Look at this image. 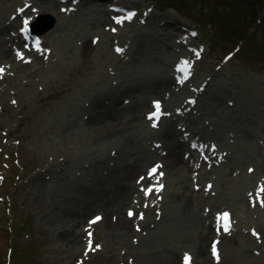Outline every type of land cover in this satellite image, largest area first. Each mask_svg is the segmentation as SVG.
<instances>
[{
  "label": "rangeland",
  "instance_id": "1",
  "mask_svg": "<svg viewBox=\"0 0 264 264\" xmlns=\"http://www.w3.org/2000/svg\"><path fill=\"white\" fill-rule=\"evenodd\" d=\"M5 1L6 12L0 8V264H163L167 248L177 251L175 264H183L187 256L196 258L183 237L199 232L197 222L185 228L158 223V210L148 211L150 217L145 218L129 201L113 212L89 204V199L88 204L81 203L85 190L91 199L98 195L102 179L117 181L130 174L137 181L149 167L159 165L160 158L155 157L138 169L141 150H156L165 124L179 129L177 134L172 132L175 138L186 141L188 133L209 145L211 153L219 155L213 158L215 164L221 157L224 164L227 156L222 155L232 157L233 151L238 152L234 155L239 162L224 177L215 164L206 175L198 170L195 177L192 173L164 176L162 192L155 200L146 195L145 205L168 200L173 183L181 190L184 184L194 192L203 189L212 200L198 205L199 211L211 228L215 212L224 210L232 216L228 232L217 235L212 229L209 234V264H264V179L247 160L256 150L264 152V0L262 7L257 4L253 9L241 0L245 18L244 12L232 15L236 4L224 0H172L180 8L173 7L171 0H106V15L95 10L101 0H77L76 6L73 0L68 4L55 0L62 26L55 29L54 24L39 35L48 50L38 52L31 45L23 48L18 32L24 22L16 13L30 2L25 11L30 24L38 15L48 16L41 19V30L50 18L55 19L52 10L39 0H21L15 6L10 4L13 0ZM111 3L121 4L125 11L110 14ZM111 18L123 23L118 26ZM83 50L86 57L80 55ZM9 55L16 63L8 61L11 64L4 67ZM182 60L190 67V79L175 84L178 73L173 70ZM161 80L180 92L171 108L152 93ZM156 98L170 116L162 118L160 126L151 121L144 125L146 133L148 127L155 130L152 137L139 132L132 139L136 141L126 140L116 130L100 140L83 129L87 117L119 103L132 107L144 101L145 117ZM129 134L133 130L124 131L126 137ZM187 151L183 149L185 156ZM194 156L211 165V154L205 155L208 160L198 153ZM222 182L228 193L240 186L234 207L227 204L229 194L221 197ZM140 186L143 189L137 191L145 195V184ZM254 198L261 200L253 202ZM76 209V216L70 214ZM77 216L83 220L76 227L77 233L84 231L82 241L65 247L58 236L73 228ZM143 217L144 226L149 223L153 228L148 234L139 232ZM121 220L131 222L130 233L123 231L128 240L116 231ZM144 239L150 245L135 248ZM215 249L216 263L212 261Z\"/></svg>",
  "mask_w": 264,
  "mask_h": 264
},
{
  "label": "bare ground",
  "instance_id": "2",
  "mask_svg": "<svg viewBox=\"0 0 264 264\" xmlns=\"http://www.w3.org/2000/svg\"><path fill=\"white\" fill-rule=\"evenodd\" d=\"M39 1L43 5L47 6L48 10L50 11L52 10L51 13L55 17V29H57L59 25L58 19L61 18L58 12V8H57L58 3H56L55 0L54 1L39 0ZM105 1L106 0H101L98 4L95 5V10L96 9L100 10L102 15L107 14V12L104 9ZM3 2L4 0H0V8L3 9V7H5L6 9H4L5 10L4 12H6L7 4ZM40 2H39V5H40ZM15 3H17L18 5L22 4L21 0L10 1V4L12 5L14 4V6L16 5ZM22 16H25L24 11L16 15V17L20 19ZM105 19L106 17H103L102 19H100L98 21V24H100ZM106 23L107 21L104 22L103 25H105ZM93 25L94 24H92L91 27ZM59 26H62V24H60ZM85 50L80 52V55L82 57H86ZM167 52L170 53V51L168 50ZM8 53H10V50H7L6 54ZM9 57L10 59L5 61V63L7 64L5 65L2 64L4 67H7L11 64V63H8V61H12L13 64L16 63L15 62L16 60L14 59L13 56L11 57V55H9ZM158 61L161 63V58H159ZM165 71L168 72L169 68H165ZM83 72L84 71L81 70V73ZM154 88L155 89L152 90V93L161 96V98L164 100V104L166 103L165 105L168 108H171L173 105H175L173 100L180 95V92L178 93L175 88L168 87L167 82L165 83L164 81L163 83V80L155 82ZM146 108H147V105H145L144 101L140 103H136L132 107H127L126 105H122L119 103L114 108H109L102 113L92 114L91 116L87 117L85 123L83 124V129L87 133H94V135L97 136L98 139L100 140L109 137L116 130H119L120 137L126 140L134 139V137L137 136L139 132L141 133L144 132V134L142 135L143 137H149V134H151V137H152L155 130L148 127V132L146 133L145 128H144L145 124L149 125V121L145 117H143V112L145 111ZM158 126H160V123L158 124ZM127 129L133 130V134H129L128 137L124 135V131ZM172 132L177 134L179 132V129L175 131L170 125H166V124L161 127L160 133H161V137L163 138V140H161L162 143L153 152L147 151V149L143 147L144 150L143 149L141 150V154H142L141 159H140L141 164L139 165L138 169H141L145 163H147L149 160H153L155 157L160 158L156 160L160 162L159 167L161 169H159L158 171H161V172L163 171L164 176H171L172 178L173 176H177L180 173H186V174L192 173L193 175L192 177H195L194 173L198 172V170L199 172H201V175L202 174L206 175V173L211 172L216 168L215 167L214 169H212L211 167L215 164L214 163L215 159H213L214 157H210L212 162L210 163L211 165H209V163L198 161V159H196L194 156L195 153L197 154V152L195 151H191V152L187 151L188 154L187 156H185L183 153V149L184 148L188 149L187 145L184 144V141L182 139L175 138L174 136H172ZM132 141H136V140H132ZM256 151H257L256 155H248L247 158L249 159L247 160L255 164L258 173L261 174V177H263L264 179V152H262V150L260 149ZM208 153L211 154L210 151H208ZM234 153H237L238 155V152L236 151L235 152L233 151L232 157H228L227 155L228 153L227 154L225 153L224 158L225 156L229 158L228 162H226L227 158L224 159L226 163V164L224 163L225 165L221 164L223 160L222 157L220 158L221 159L220 162L214 165V166L219 165V167L222 168L218 173L222 174L223 177L227 176V174L232 172V170H229V173H228V169L230 167H233V165H236V164L238 165L239 158H237L236 155H234ZM229 155L231 156L232 152H230ZM245 161L246 160H244V162ZM201 167H204V168L201 169ZM105 180L106 178L102 179L99 182L100 184L99 190L97 191L98 195L94 196L92 199L89 197L87 190L83 191L82 198H84V200L81 203H83L84 205L86 203L88 204L86 200L89 199V204L95 203L97 207H102L103 211L113 212L114 210L119 211L120 206L125 203H128L129 201L134 204L135 209L137 211V215H138V212L141 214L145 213L146 214L145 218L150 217V213L149 215H147L148 211L158 210L159 217L161 219L158 223L166 222L167 224L173 223V224H177L181 226L184 225V228H185V226L191 227L192 223L197 222L200 226L199 232L196 233L195 235L191 234V235H186L185 237H183V242L189 244L195 251V255H196V258L193 257V259L192 257H188L190 258V261L188 264H195L194 262H197V261H198L197 263L199 264H209L208 256L206 254V242L210 239L208 237H209V234L213 231L212 229L214 227V224H213V227L211 228V223L203 219L202 212L199 211V206L202 205L203 203L204 205L208 203L209 200H212L211 199L212 197L209 195H205L202 192L203 189L201 190V192H194L193 190L189 189V186H186L187 184L186 185L184 184V188L181 190V187L178 188L176 186V183H173V191L170 192L169 195H167L168 200H165L163 202L162 201L156 202L155 206L149 207L145 205L146 196L140 195V192L137 191L138 187H140V185L142 184V182H144V180L138 181V178H137V181H136V179H132V175L130 174H125L122 179H119L117 181L116 180L114 181V178L108 181H105ZM221 184L224 187V189L221 191V197H224L226 194H229L228 196L229 200L227 201V204L234 207L232 203L235 202L236 200L235 192L237 189H239L240 186H238V188L235 191L232 190L231 193H228L225 189V182H222ZM260 185H262V183ZM159 193L160 191L157 192V194L153 196L149 195L148 199H154V200L157 199L158 198L157 196ZM262 193H264V187H263ZM214 202L216 203V201ZM77 210L79 209H76L75 211H70V214H74L76 216L78 214ZM130 211L134 212L133 210H130ZM66 215H67V212H66ZM145 218L141 220L142 226H144ZM70 219H72V216L70 217ZM128 220H121L120 225L118 224L116 226L117 228L116 231L117 232L120 231V234L125 239H127V235L123 234V231H125L127 234L130 233L131 222ZM203 221H205V223H203ZM231 221H232V216L230 218V222ZM68 222H70V220H68ZM81 222H83L82 218L80 216H77V220L73 221L74 226L72 229H65V230L60 231L58 240L64 243L65 247L73 248L75 245L78 246L80 241H82L81 233L82 232L84 233V231H82L81 233H77L76 231V227H79ZM148 224L149 223H147L144 227H142V229H140L139 232L143 230L145 231V233L148 234L153 229ZM146 226L148 228H145ZM230 226L231 225L229 224L228 228ZM86 227L87 225H85L84 230L86 229ZM227 230L228 229H226V231ZM191 233H195V232H191ZM138 236H140V234ZM139 239L140 237H138L137 240ZM231 239L232 238H230V240ZM212 242L213 241H211V243ZM149 245H150V240L144 239V243H140L138 246H135V248H140L142 246L146 247ZM142 252L143 254L145 253L144 250H142ZM165 254L166 256L164 258L163 264H175L177 256H178L177 251L173 248H167ZM141 255L142 253L137 254V257L139 258V256ZM212 261L215 262V260L213 259Z\"/></svg>",
  "mask_w": 264,
  "mask_h": 264
},
{
  "label": "trees",
  "instance_id": "3",
  "mask_svg": "<svg viewBox=\"0 0 264 264\" xmlns=\"http://www.w3.org/2000/svg\"><path fill=\"white\" fill-rule=\"evenodd\" d=\"M168 1V0H167ZM226 3H235L236 4V7H234L233 8V10H232V12L231 13H233L232 15H235V14H237L238 12H240V13H243L244 12V14L242 15L243 16V18H245L247 15L245 14V11H246V9H244L242 6H239V2L241 1V0H231L230 2H227V0H224ZM247 1V3L250 5V7H252V9H253V7H255V6H257V4H260L261 5V7H262V0H246ZM169 3H171V4H173V6H176V7H178V8H180L181 6L179 5V4H176L175 2H173L172 0L171 1H169ZM244 5V4H243ZM249 30H247L246 32H245V34H247V32H248ZM224 31L222 30V33H223Z\"/></svg>",
  "mask_w": 264,
  "mask_h": 264
},
{
  "label": "water",
  "instance_id": "4",
  "mask_svg": "<svg viewBox=\"0 0 264 264\" xmlns=\"http://www.w3.org/2000/svg\"><path fill=\"white\" fill-rule=\"evenodd\" d=\"M42 17H47V15H42ZM55 24V19L54 18H50L49 22L47 25H45V27L41 30H38L39 32H45L48 29L52 28Z\"/></svg>",
  "mask_w": 264,
  "mask_h": 264
}]
</instances>
